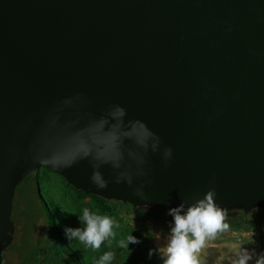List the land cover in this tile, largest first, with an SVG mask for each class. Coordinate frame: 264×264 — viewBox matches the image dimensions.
I'll list each match as a JSON object with an SVG mask.
<instances>
[{
    "label": "water",
    "instance_id": "1",
    "mask_svg": "<svg viewBox=\"0 0 264 264\" xmlns=\"http://www.w3.org/2000/svg\"><path fill=\"white\" fill-rule=\"evenodd\" d=\"M40 168L131 211H263L264 0H0V264Z\"/></svg>",
    "mask_w": 264,
    "mask_h": 264
},
{
    "label": "rangeland",
    "instance_id": "2",
    "mask_svg": "<svg viewBox=\"0 0 264 264\" xmlns=\"http://www.w3.org/2000/svg\"><path fill=\"white\" fill-rule=\"evenodd\" d=\"M12 205L11 218L16 232L6 252V261L10 264L24 256L32 244L38 241L41 229L46 230L45 218L47 220L51 213L54 216L55 227L52 229L51 222L50 233L43 240V247L35 257L40 261L39 264H94L95 260L106 251L114 252L111 264H161L159 255L149 258L148 251L150 248L157 249L165 243L168 222L171 220L168 215L165 221L144 220L129 212L127 208L116 206L111 214L118 224V227L114 228L115 238L94 250L85 249L78 241L70 244L65 238L64 227L81 226L77 215L84 207L102 213L94 208V202L90 197L77 194L59 175L44 168L30 173L16 187ZM40 212H43V221ZM149 229L160 232L161 238L159 240L145 238L144 235H149ZM131 233L140 238L141 242L130 244V249L120 248L118 241L126 239ZM253 233H255V244H250ZM240 245L250 249L255 248L257 252L264 251V234L260 236L255 229L246 231L227 228L218 232L214 238L206 239L205 246L197 254L203 255L207 252V258H197L203 264H228L233 247ZM219 250L224 255L221 263L218 261ZM230 251L231 253H228Z\"/></svg>",
    "mask_w": 264,
    "mask_h": 264
},
{
    "label": "clouds",
    "instance_id": "3",
    "mask_svg": "<svg viewBox=\"0 0 264 264\" xmlns=\"http://www.w3.org/2000/svg\"><path fill=\"white\" fill-rule=\"evenodd\" d=\"M121 111H123L121 109ZM159 145V138L153 144V151ZM172 156V149L165 148L163 157L165 162ZM91 180L98 189L107 187V182L103 180L99 172H94ZM119 182V181H117ZM130 185L131 181H127ZM134 195L143 198L142 188L134 189ZM215 189L210 188L202 198H197L193 202L182 201L167 210V215L171 217L168 222V232L165 243L158 249L150 248L148 257L154 254L159 255L161 264H203L197 258V253L205 246L206 239L214 238L218 232L225 231L228 225L224 223L225 210L215 202ZM81 226L64 227L65 238L71 244L78 241L84 245L85 249H99L105 242H111L115 238L114 228L118 224L107 214H99L84 207L77 215ZM149 235L145 238L159 240L161 233L149 229ZM255 233L250 244H255ZM140 238L132 233L126 239L118 241V246L122 249H130V244L140 243ZM114 259V252H104L94 264H111ZM228 264H264V251L257 252L255 248H246L243 245L233 247L231 258Z\"/></svg>",
    "mask_w": 264,
    "mask_h": 264
},
{
    "label": "flooded vegetation",
    "instance_id": "4",
    "mask_svg": "<svg viewBox=\"0 0 264 264\" xmlns=\"http://www.w3.org/2000/svg\"><path fill=\"white\" fill-rule=\"evenodd\" d=\"M39 214L41 220L43 221V217H44L43 212H40ZM227 220L230 221L231 223H234L237 226L255 229L258 231V234L261 236H263L264 234V210L252 211L246 215H243L241 213V215L227 218ZM45 223H46V230L43 231V228L41 229L39 233L38 241L32 244V246L29 248V250L24 256L20 257L15 263L12 264H39L40 261L36 260L35 257L38 251L43 247V240L50 233V226L46 218H45ZM15 232H16V227H15ZM7 264L10 263L7 262Z\"/></svg>",
    "mask_w": 264,
    "mask_h": 264
},
{
    "label": "trees",
    "instance_id": "5",
    "mask_svg": "<svg viewBox=\"0 0 264 264\" xmlns=\"http://www.w3.org/2000/svg\"><path fill=\"white\" fill-rule=\"evenodd\" d=\"M74 191L81 196L90 197L94 202V208L102 214H107V215L111 216V214L113 213L114 208L116 206H122V205H119L115 202H108V201L102 200L98 197H95V196H92V195H89V194H86V193H83L80 191H76V190H74ZM127 209L129 210V212H131L132 214H134L135 216H137L140 219L161 220V221H165L167 219V217H166L167 211L152 210L149 208L136 209L134 211H131L130 208H127ZM51 212L52 211H49V213H51ZM239 215H241L240 212L225 213V218L236 217ZM47 221H48L49 225H51L50 223L52 222V224H53L52 229H53L55 227V224H54V216L52 213H51L50 217L47 218ZM224 223H226L228 225V228H234V229H240V230H246V231H248L250 229V228L237 226L228 220H224ZM50 228H51V226H50ZM154 256H158V254H154Z\"/></svg>",
    "mask_w": 264,
    "mask_h": 264
},
{
    "label": "crops",
    "instance_id": "6",
    "mask_svg": "<svg viewBox=\"0 0 264 264\" xmlns=\"http://www.w3.org/2000/svg\"><path fill=\"white\" fill-rule=\"evenodd\" d=\"M154 247H156V246H154ZM157 249H158V248H157ZM232 250H233V249H232ZM218 253H219V257H220L218 261H219V263H221V262L223 261L224 255H223V252L220 251V250L218 251ZM228 253H231V251L228 252ZM196 255H198V256H197L198 258H203V257H204V258H205V257L207 258V252H206L205 254H203V255H205V256L200 255V254H196Z\"/></svg>",
    "mask_w": 264,
    "mask_h": 264
}]
</instances>
